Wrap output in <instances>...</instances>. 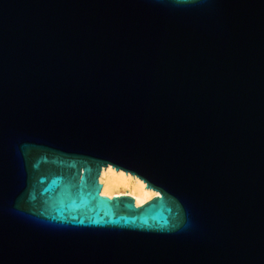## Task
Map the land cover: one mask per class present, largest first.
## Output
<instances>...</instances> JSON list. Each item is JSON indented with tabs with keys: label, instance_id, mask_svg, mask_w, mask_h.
Instances as JSON below:
<instances>
[{
	"label": "water",
	"instance_id": "water-1",
	"mask_svg": "<svg viewBox=\"0 0 264 264\" xmlns=\"http://www.w3.org/2000/svg\"><path fill=\"white\" fill-rule=\"evenodd\" d=\"M0 264H264V0H0Z\"/></svg>",
	"mask_w": 264,
	"mask_h": 264
},
{
	"label": "bare ground",
	"instance_id": "bare-ground-1",
	"mask_svg": "<svg viewBox=\"0 0 264 264\" xmlns=\"http://www.w3.org/2000/svg\"><path fill=\"white\" fill-rule=\"evenodd\" d=\"M99 182L102 186V195L108 197L128 195L134 199L136 206L158 195L155 191L146 188L140 179L121 170L116 171L110 166L101 170Z\"/></svg>",
	"mask_w": 264,
	"mask_h": 264
},
{
	"label": "flooded vegetation",
	"instance_id": "flooded-vegetation-1",
	"mask_svg": "<svg viewBox=\"0 0 264 264\" xmlns=\"http://www.w3.org/2000/svg\"><path fill=\"white\" fill-rule=\"evenodd\" d=\"M100 194H101V191H100Z\"/></svg>",
	"mask_w": 264,
	"mask_h": 264
}]
</instances>
